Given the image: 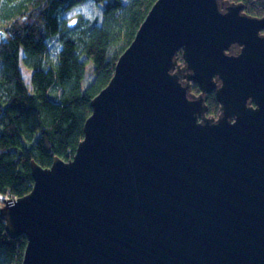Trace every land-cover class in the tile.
<instances>
[{
    "label": "water",
    "instance_id": "1",
    "mask_svg": "<svg viewBox=\"0 0 264 264\" xmlns=\"http://www.w3.org/2000/svg\"><path fill=\"white\" fill-rule=\"evenodd\" d=\"M263 31L243 2L157 0L73 158L0 208L22 264H264Z\"/></svg>",
    "mask_w": 264,
    "mask_h": 264
},
{
    "label": "trees",
    "instance_id": "2",
    "mask_svg": "<svg viewBox=\"0 0 264 264\" xmlns=\"http://www.w3.org/2000/svg\"><path fill=\"white\" fill-rule=\"evenodd\" d=\"M84 1L0 0L5 11L0 13L5 22L0 27V208L1 196L31 192L33 159L49 167L56 156L73 158L92 100L110 82L157 0H95L103 6L102 22L71 25L66 11ZM231 1L243 2L251 15H264V0ZM179 61L184 62L182 51ZM90 62L94 78L84 86ZM193 91H201L199 84ZM207 104V114L217 117L215 92ZM26 246V235L11 237L0 217V264H22Z\"/></svg>",
    "mask_w": 264,
    "mask_h": 264
},
{
    "label": "rangeland",
    "instance_id": "3",
    "mask_svg": "<svg viewBox=\"0 0 264 264\" xmlns=\"http://www.w3.org/2000/svg\"><path fill=\"white\" fill-rule=\"evenodd\" d=\"M0 9H4L1 6L0 2ZM5 12V11H4ZM4 12H2L4 14ZM1 13V10H0ZM1 13V14H2ZM65 17L67 20H70L73 18V20H76V24L79 27L80 25L87 24L90 22H102L103 19V6L102 4L97 3L95 0H86L80 4L75 5L65 13ZM5 26V22H1L0 20V27ZM76 27V28H78ZM81 28V27H80ZM117 47L113 49L112 54H114L117 51ZM94 71V63L90 62L87 66V78L85 79L84 86H86L92 79L94 78L93 72ZM220 113V111H219ZM218 113V115H219ZM217 115V116H218ZM5 198H12L10 196L3 197L1 196V200ZM4 205V202H3Z\"/></svg>",
    "mask_w": 264,
    "mask_h": 264
},
{
    "label": "flooded vegetation",
    "instance_id": "4",
    "mask_svg": "<svg viewBox=\"0 0 264 264\" xmlns=\"http://www.w3.org/2000/svg\"><path fill=\"white\" fill-rule=\"evenodd\" d=\"M263 34H264V31H263ZM200 92H201V91H200ZM200 92H199V93H200ZM199 93H197V94H199ZM211 93H212V92H211ZM209 94H210V93H209ZM209 94H207V99H208V95H209ZM215 95H216V93H215ZM219 104H220V103H219Z\"/></svg>",
    "mask_w": 264,
    "mask_h": 264
},
{
    "label": "clouds",
    "instance_id": "5",
    "mask_svg": "<svg viewBox=\"0 0 264 264\" xmlns=\"http://www.w3.org/2000/svg\"><path fill=\"white\" fill-rule=\"evenodd\" d=\"M172 73H171V71L169 72V75H171Z\"/></svg>",
    "mask_w": 264,
    "mask_h": 264
}]
</instances>
